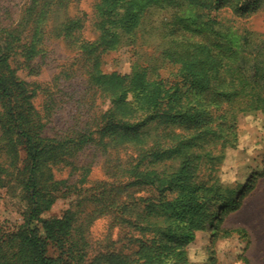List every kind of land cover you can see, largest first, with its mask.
I'll return each instance as SVG.
<instances>
[{
  "label": "trees",
  "instance_id": "obj_1",
  "mask_svg": "<svg viewBox=\"0 0 264 264\" xmlns=\"http://www.w3.org/2000/svg\"><path fill=\"white\" fill-rule=\"evenodd\" d=\"M37 1L34 0V6ZM69 1L44 0L40 14L54 3L62 8ZM263 4L264 0H99L98 38L93 41L81 37L82 24L78 25L77 17H66L59 24V36L72 39V44L80 48L91 89L107 95L110 103L92 125L60 137L45 134V120L51 108L46 106V115L40 114L33 103L35 90L16 75L17 69L12 65L20 55L19 49L30 55L35 44L27 47L20 34L3 29L0 152H5L7 168H13V172L1 164L0 171H6L19 183L28 206L16 231L6 233L0 227V264H177L169 253L175 247L171 244L173 215L161 210L168 212L175 205L188 211L184 216L189 222L186 234L205 230L216 220L207 195L199 194L200 201H194L193 195L183 200L157 201L156 197H135L134 193L143 180L152 188L157 187L156 183H172L171 175L159 179L152 170L156 163L183 155V163L190 170L196 157L189 152L187 155L186 146L192 148L207 138L220 139L217 132L221 133L223 127H235L240 112L264 113V35L255 34L257 38L252 42L242 36L240 43L230 45L224 36L227 29H222L216 20V14L223 9L229 8L241 16ZM151 8L173 11L167 44L162 51V60L176 67L173 77L160 79L156 66L137 64L125 75L103 71L99 49L120 44L133 46L142 14ZM183 8L189 9L190 15H180ZM186 24L194 29L189 32ZM158 118L181 121L186 134H174L177 137L174 144L155 141L153 122ZM92 144L103 149L136 147L138 154L108 169L112 181L101 182L88 195L87 201L95 208L86 213L82 222L79 213L71 209L60 218L41 219L40 215L53 205L58 195L71 193L67 180L55 178V166L69 165V158ZM21 150L25 154L23 159ZM214 194L217 201L228 206L235 192L228 191L225 198ZM105 215L111 216V227L119 228V238L107 239L103 247H94L89 240V227Z\"/></svg>",
  "mask_w": 264,
  "mask_h": 264
},
{
  "label": "rangeland",
  "instance_id": "obj_2",
  "mask_svg": "<svg viewBox=\"0 0 264 264\" xmlns=\"http://www.w3.org/2000/svg\"><path fill=\"white\" fill-rule=\"evenodd\" d=\"M98 2L70 0L62 8L54 3L42 15L40 10L44 0H38L36 6L34 0H0V33L3 29L15 31L27 47L35 44L34 52L30 55L26 50L21 52L19 49L20 55L12 65L17 69L16 75L35 90L33 103L40 114L46 115V106L51 108L45 120V134L48 136L60 137L74 129L90 126L109 106L107 95L91 89L82 66L80 48L72 44V39L59 36L58 30L63 19L77 17L78 25L82 24L81 37L88 41L98 38ZM172 13V9L168 8L146 9L133 46L120 44L115 48L99 49L103 71L125 75L131 73L132 67L137 64L141 67L156 66L160 79L172 78L176 67L162 60ZM179 14L188 16L190 11L183 8ZM216 20L222 29H227L224 36L230 45L240 43L242 36L249 37L252 42L257 38L255 34L264 35V4L241 16L229 8L223 9L216 14ZM186 27L189 32L194 29L191 24H186ZM149 31L150 35H147ZM36 32L37 36L34 35ZM153 125L156 126L154 140L160 143L174 144L177 142L174 134H186V126L181 121L158 118ZM221 129L222 132L216 134L221 136L218 140L207 138L192 148L186 146L184 151L187 150V155L189 152L196 157L189 166L190 170L183 163V155L160 161L152 167L159 179L165 180L164 176L171 175L170 185L156 183L157 187L152 188L143 180L134 193L135 197H156L157 201L160 198L163 201L183 200L191 195L194 201H200L199 194L207 195L216 220L205 230L186 234L189 222L184 220V216L188 211L175 205L168 212L161 210L173 215L171 231L174 240L171 244L175 247L169 253L177 264H264V113L261 110L240 112L235 127ZM76 154L69 158V165L61 163L53 169L56 179L67 180L71 193L58 195L53 205L40 215L41 219L60 218L71 209L79 213L82 222L86 213H91L95 208L87 201L88 195L101 182L111 180L108 177L111 166L134 159L138 149H103L100 145L92 144ZM20 155L21 159L25 157L23 150ZM6 157L5 152L1 151L0 164L13 172V168H7ZM0 173V227L10 233L22 225L28 203L14 177L6 171ZM230 190H234L235 195L228 206L221 204V200L217 201L214 196L217 193L225 198ZM38 226L40 228L41 224ZM118 230V227H111V216H101L90 225L89 240L94 247H103L107 239L119 238ZM180 237L186 238L181 240Z\"/></svg>",
  "mask_w": 264,
  "mask_h": 264
}]
</instances>
